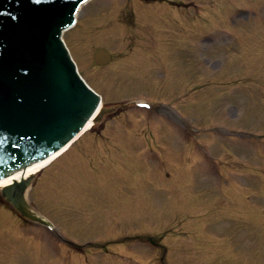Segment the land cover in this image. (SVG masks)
I'll use <instances>...</instances> for the list:
<instances>
[{"label": "rangeland", "instance_id": "1", "mask_svg": "<svg viewBox=\"0 0 264 264\" xmlns=\"http://www.w3.org/2000/svg\"><path fill=\"white\" fill-rule=\"evenodd\" d=\"M153 2L91 0L63 38L104 104L170 105L189 138L105 118L27 190L61 244L39 225L22 233L0 203V264H264V0ZM99 48L109 64H94ZM211 159L228 171L209 175Z\"/></svg>", "mask_w": 264, "mask_h": 264}, {"label": "water", "instance_id": "2", "mask_svg": "<svg viewBox=\"0 0 264 264\" xmlns=\"http://www.w3.org/2000/svg\"><path fill=\"white\" fill-rule=\"evenodd\" d=\"M81 1L0 0L1 177L64 145L97 105L58 42ZM105 56L98 51L95 62ZM26 184L4 193L22 202Z\"/></svg>", "mask_w": 264, "mask_h": 264}, {"label": "bare ground", "instance_id": "3", "mask_svg": "<svg viewBox=\"0 0 264 264\" xmlns=\"http://www.w3.org/2000/svg\"><path fill=\"white\" fill-rule=\"evenodd\" d=\"M89 126H90V122L85 126L84 130H88ZM64 153L65 151H62V152L60 151L56 153L55 155H52L51 157L43 161L31 164L30 166H28L26 169L22 171L10 174L6 178L0 180V188L4 186H8L12 184L13 182L22 181L33 174H37L38 172L42 171L43 169L48 167L50 164H52L55 160H57Z\"/></svg>", "mask_w": 264, "mask_h": 264}]
</instances>
